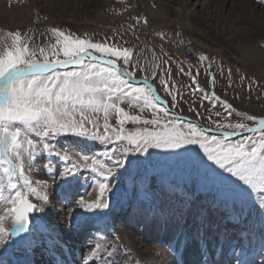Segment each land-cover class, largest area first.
Here are the masks:
<instances>
[{
    "label": "snow or ice",
    "instance_id": "obj_1",
    "mask_svg": "<svg viewBox=\"0 0 264 264\" xmlns=\"http://www.w3.org/2000/svg\"><path fill=\"white\" fill-rule=\"evenodd\" d=\"M254 2L264 6V0ZM48 31L57 37L55 44L48 47L36 45L33 37L22 36L19 31L7 32V39L0 38V248H6L12 237H22L30 231L34 213L47 214L50 208L59 207L64 213V228L70 236L84 231L89 218L82 213L109 208L105 193L111 190L110 177L126 167L129 155H144L149 149L190 156L202 181L220 184L233 196L257 194L258 207L264 210V117L238 112L214 91L209 96L197 85L193 95L199 91L203 98L220 103L227 113L225 119L233 113L241 117L235 123L214 121L213 127L206 128L197 120L172 111L179 102L167 80L160 83L171 96V108L149 77L133 82L135 74L128 66L136 65L132 63L130 49L73 39L56 27ZM61 54L63 58H59ZM206 59L200 56L201 61ZM210 83L214 87V77ZM125 103L140 112L152 110L153 118L130 115L121 107ZM161 112L172 119L162 123L158 115ZM113 115L118 126L110 123ZM196 115L199 117L200 113ZM248 121L255 126L250 127ZM129 122L144 127L126 130L124 126ZM61 139L78 147L83 145L81 152L85 154H70L67 144L61 145ZM97 141L101 145H116L102 154L111 166L96 154H87L88 142ZM200 152L222 171L205 164ZM40 160L45 161L44 172L51 184L31 178ZM84 171L94 178L90 187L98 190L92 199H88L91 192H80ZM50 188L61 205L50 198ZM90 245L87 255L82 256L83 264L101 260L103 264H116L118 245L109 249L99 242L92 244L91 240ZM128 251L124 248V252Z\"/></svg>",
    "mask_w": 264,
    "mask_h": 264
},
{
    "label": "rangeland",
    "instance_id": "obj_2",
    "mask_svg": "<svg viewBox=\"0 0 264 264\" xmlns=\"http://www.w3.org/2000/svg\"><path fill=\"white\" fill-rule=\"evenodd\" d=\"M250 1L252 5L259 7V13L264 15V6L258 5L254 0ZM240 2L243 1H237L239 3L237 4L238 7H240ZM36 3L32 0H0V13L4 10L13 12L15 9L24 7L28 10L23 15V18L13 19L14 15H11V18L8 19L1 16L0 38L7 39V32L19 31L22 36L27 34L33 37L36 45L48 47L55 44L57 39L48 30L56 27L73 39L90 40L92 43L100 42L106 44V46H115L117 49H130L132 51V63L136 67L128 66V69L134 72L135 79L150 76L158 92L169 101L170 107H172L171 96L165 92L163 85L160 83L161 80H167L169 89L174 94H177L179 102L174 109L181 115L197 119L206 128L213 127L214 121L221 124L239 121L241 117H238L236 113L225 119L224 117L227 113L220 103L203 98L200 92V94H197L198 91L193 95L195 85L191 73L195 72L194 68L196 66H194L192 61L177 58L172 51V48L176 45L191 44L192 47L197 48L199 51V60L200 56L207 57L206 60H200L204 66L203 75L200 77H220V85L222 87L214 90L216 96L220 97L222 101H227L233 105L238 112H243L256 118L264 117V61L254 66L232 59L226 53V46H218L212 41V38L200 35L193 28L186 27V25L190 24L194 27L201 26L205 28L200 23L201 20L189 17L177 8L169 9L161 0H149L146 7H153L167 17L150 12L147 13L143 9L140 0H115V5L112 8L103 7L97 9L83 18V21L86 22L85 24L74 26L54 19ZM200 3H207V0H200ZM174 18L177 20H173ZM222 18L220 13H216V18L213 19L218 21ZM145 20L147 21L146 23L144 22ZM231 32L232 36L239 33L238 30ZM60 39L63 38L61 37ZM250 44L264 52V35L252 37ZM241 45L244 46L245 44L242 43ZM205 47H210L217 51L218 49H223V53L212 52ZM236 53L240 54V52ZM59 58H63V55L61 54ZM117 63L122 64V61L118 60ZM229 70H231V76H229ZM153 73H155V76H153ZM121 107L129 112L130 115H138L143 119L153 118L152 110L150 109L140 112L138 108H130L126 103L122 104ZM158 107L160 106L158 105ZM190 108L196 111H189ZM196 112L200 113L199 117H197ZM217 112H220L221 115L217 116ZM158 115L162 123L172 119L171 115L164 117L162 112ZM110 123L113 126H118L114 115ZM248 124L250 127L255 126L252 121H248ZM124 127L126 130L131 131L138 127H144V125L129 122ZM148 127L152 128L151 125ZM256 135H259V133H256ZM71 139L74 141L76 138ZM232 139L235 140L237 138L233 137ZM65 144H67L70 154H85L81 152L83 145L78 147L75 143L61 139V145ZM93 144H95L94 148L92 147ZM115 146L101 145L98 141L88 142L90 150L87 151V154H96L103 162L111 166V161L102 154L110 151ZM180 151L183 152L184 150ZM199 156L204 160L205 164L216 168L215 165H212L211 162L203 157L202 152L199 153ZM73 158L75 159L76 157L73 156ZM44 164L45 161L43 160L37 162L36 169L31 173V178L33 180H48L51 184L50 177L44 172ZM216 171L220 172L222 170L216 168ZM222 174L228 175L227 173ZM80 183L82 185L80 188L81 193L85 190L92 193L88 199H92L97 195L98 190L93 191L92 187H90V185L94 184V178L88 171L82 172ZM109 183L111 190L105 193L109 208L100 209L92 213H82V215L89 218L88 225L94 222L100 224V221H102L103 227L93 226L88 229L89 233L85 235V239L81 243V245L86 247L87 252L83 251L80 258L74 255L71 247L72 243L69 240V237H75L76 233L71 236L67 233L64 228V213L58 209L56 213H59L55 216L49 215L48 211L47 214L34 213L32 227L23 236V241L21 242L16 237H12L6 248H0V264H53V261L55 264H67L68 261L70 262L69 264H83L82 256L87 255L91 246L90 240L92 244L99 240V243L109 249L114 245H118L116 264H135L136 261H139V264H143L136 249L132 246L133 238L131 235L133 234L143 245L161 244L159 240L164 238L162 232L155 228L151 230L154 233L152 237L149 236L144 229L148 217L151 216L150 221H152V226L154 227L163 217L168 219L171 215V219L176 216L179 219L177 214H180V211L181 213H186L184 215L188 219L192 212L196 214L199 211V206L207 208L208 212H212L207 201L203 204H197L193 202L192 197L184 193V190L191 188L194 184H196L198 191L204 195L213 194L223 201H231L238 205L251 207L254 204H259L260 201V197L257 194L252 196L245 194L243 197L233 196L220 184L202 181L200 176L194 171L193 161L190 156H177L174 152L162 149H149V152L144 155H129L126 167L119 169L114 177H110ZM54 187L55 185L52 186V188ZM49 192L50 198H52L51 188ZM30 199L34 203H38L34 198L30 197ZM54 199V203L60 202L62 204L58 197H54ZM193 205L196 207L193 208ZM121 209L124 211L119 214ZM183 210L185 211L183 212ZM66 211L65 209V213ZM152 211L155 214L152 215ZM179 220L175 223L182 225V227H187L189 219ZM130 226L132 227L131 235L128 232ZM236 229H231L228 232L222 229L215 233L214 238L220 239L221 244L225 242V239L221 238L235 241L238 243L236 249L246 254L248 250H251V247L246 245L247 242L252 244L258 241V243L264 244V234L259 235L257 233L259 237L253 238L254 233L246 232L247 230L241 232ZM256 229L264 230V225H259ZM57 234H60L61 238H56ZM240 234L244 237H241ZM95 237L97 240H95ZM124 248L129 249V251L124 252ZM160 258L161 256L158 260ZM147 262L148 264H161V262L157 261ZM263 262L264 247L258 252L252 264H264ZM96 264H103V262L102 260L96 261Z\"/></svg>",
    "mask_w": 264,
    "mask_h": 264
},
{
    "label": "bare ground",
    "instance_id": "obj_3",
    "mask_svg": "<svg viewBox=\"0 0 264 264\" xmlns=\"http://www.w3.org/2000/svg\"><path fill=\"white\" fill-rule=\"evenodd\" d=\"M32 1L37 2L36 4H39L42 10L49 13V15L54 17V19L74 26L85 24L86 22L83 21V18L88 16L87 14L103 7L112 8L115 5V0ZM140 1L143 9L147 13L150 12L157 15H163L162 12L161 14L159 10H156L153 7H146L149 0ZM161 1H163L165 6L169 7V9L177 8L180 12H183L187 16L196 20H201L200 23L203 24L207 31H205L206 29L201 26L194 27L193 25L188 24L186 27L188 26L191 29L193 28V30L198 32L200 35L212 38V41H214L218 46H226V53L231 56L232 59H237L238 61H242V63L254 66L264 61V52L250 44L252 37L257 35L260 37L261 35H264V15L259 13V7L257 8L252 5L250 0H242L243 2H240V7L237 5L239 4L237 3L238 0H207V3H200V0ZM27 12L28 10L25 7L15 9L13 12L4 10L0 13V17L4 16L5 18L10 19L11 15H14L13 19L23 18V15ZM216 13H220L223 18L221 20L214 21L213 18H216ZM163 16L167 17L166 15ZM173 20L177 19L174 18ZM234 30H238L239 33L232 36L230 33ZM242 43L245 45L242 46ZM205 48L211 50L212 52L223 53V49H218L217 51L216 49H212L210 47ZM236 52H240V54L238 55ZM184 193L192 197L193 202H196L197 204H203L207 201L210 204L212 212H208L207 208L202 206L200 207L198 205L199 211L196 214H193L192 212L191 216L188 215L189 221L187 222V227H182V225L175 223L179 219H182V221L188 220L184 215L186 213H181V211L180 214H177L179 219L177 216L171 219V215L168 219L163 217V219L161 221L159 220L160 222H158L154 227L152 226V221H150L151 216L148 217V221L145 223L144 229L151 237L152 234H154L151 231L152 228L160 230L164 237L159 240L161 241V244L143 245L133 234L131 235L132 227L130 226L128 232L133 238L132 246L136 249L142 263L148 264L147 261H157L161 262V264H241L243 261L246 262V264H252L253 260L256 259L258 252L263 249L264 244L258 243V241H255L252 244L247 242L246 245L251 247L252 252L251 250H248V253L246 254L242 253L239 249H236L238 243L235 241L223 238V240L225 239V242L224 244H221L219 241L220 239L218 240V238H214V235L222 229L226 232L231 229L235 230L236 228L232 227L238 226L239 224L242 228L241 230H236L241 232L249 229L255 230L259 225H264V210L259 209V204H254L253 206L248 207L246 205H238L227 200L223 201L218 196L213 194L204 195L198 191L196 184H194L191 188L184 190ZM54 197L55 196L52 195L53 200H55ZM55 204L59 206L58 204H60V202H56ZM194 207L196 206L193 205V208ZM58 209V207L48 209L49 215L55 216L59 213H56ZM185 210H183V212ZM123 211L124 210L121 209L119 214H122ZM220 213L222 214L220 215ZM153 214H155L154 211H152V215ZM88 224L89 223H87V225ZM93 226H99L102 228L103 222L100 221V224L94 222L93 224L88 225L84 231L78 234L76 233L75 237H69V240L72 243L71 247L73 248V252L76 257L80 258L82 252L86 251V247L81 245V243L85 239V235L89 233L88 229ZM257 232L259 235L264 234V230L257 229ZM96 237L95 240H97ZM16 238L20 241L22 237ZM56 238H61L60 234H57ZM76 238H78V240H76ZM96 242H99V240ZM160 256L161 258L158 260ZM69 263L70 262L68 261L67 264Z\"/></svg>",
    "mask_w": 264,
    "mask_h": 264
},
{
    "label": "built area",
    "instance_id": "obj_4",
    "mask_svg": "<svg viewBox=\"0 0 264 264\" xmlns=\"http://www.w3.org/2000/svg\"><path fill=\"white\" fill-rule=\"evenodd\" d=\"M172 51L177 58H184L195 64L198 63L199 51L197 48L191 47V44L176 45L172 48Z\"/></svg>",
    "mask_w": 264,
    "mask_h": 264
},
{
    "label": "flooded vegetation",
    "instance_id": "obj_5",
    "mask_svg": "<svg viewBox=\"0 0 264 264\" xmlns=\"http://www.w3.org/2000/svg\"><path fill=\"white\" fill-rule=\"evenodd\" d=\"M194 88H197V85H199L200 88L204 89L205 92L211 94L216 88L222 87L220 84V77H214L215 78V85L214 87L211 85L210 81L213 77H194ZM215 92V91H214ZM199 91L197 92V94ZM200 94V93H199ZM202 94V93H201ZM216 95V94H215Z\"/></svg>",
    "mask_w": 264,
    "mask_h": 264
},
{
    "label": "crops",
    "instance_id": "obj_6",
    "mask_svg": "<svg viewBox=\"0 0 264 264\" xmlns=\"http://www.w3.org/2000/svg\"><path fill=\"white\" fill-rule=\"evenodd\" d=\"M187 60V59H186ZM187 61H190V60H187ZM193 63V62H192ZM194 66H196V68H194V73H191V77H200L201 75H203V68L204 66L201 64V61L199 60L198 63H193Z\"/></svg>",
    "mask_w": 264,
    "mask_h": 264
},
{
    "label": "water",
    "instance_id": "obj_7",
    "mask_svg": "<svg viewBox=\"0 0 264 264\" xmlns=\"http://www.w3.org/2000/svg\"><path fill=\"white\" fill-rule=\"evenodd\" d=\"M130 71V70H129ZM149 77V76H148ZM149 79H150V77H149ZM140 81H142V79L141 80H139V81H133L134 83H138V82H140ZM150 82L153 84V82H152V80L150 79ZM154 85V84H153ZM155 86V85H154ZM155 88H156V86H155ZM157 89V88H156ZM158 92V91H157ZM159 94V93H158ZM160 95V94H159ZM161 96V95H160ZM161 98L164 100V101H166V99L164 98V97H162L161 96ZM167 102V101H166ZM167 105H168V102H167ZM168 107H169V105H168ZM172 111H174V110H172ZM174 112H176V111H174ZM34 215V214H33ZM33 215H32V217H31V219H30V224H29V228H31V226H32V219H33ZM25 233H23L22 235H24Z\"/></svg>",
    "mask_w": 264,
    "mask_h": 264
}]
</instances>
